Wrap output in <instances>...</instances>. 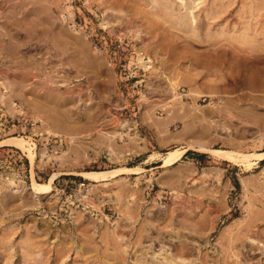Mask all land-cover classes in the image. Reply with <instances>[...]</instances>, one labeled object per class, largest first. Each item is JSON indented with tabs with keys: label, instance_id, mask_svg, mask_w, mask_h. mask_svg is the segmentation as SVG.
I'll use <instances>...</instances> for the list:
<instances>
[{
	"label": "rangeland",
	"instance_id": "374dc122",
	"mask_svg": "<svg viewBox=\"0 0 264 264\" xmlns=\"http://www.w3.org/2000/svg\"><path fill=\"white\" fill-rule=\"evenodd\" d=\"M184 1L0 0V80L51 136L0 145V264H264V0Z\"/></svg>",
	"mask_w": 264,
	"mask_h": 264
},
{
	"label": "bare ground",
	"instance_id": "6f19581e",
	"mask_svg": "<svg viewBox=\"0 0 264 264\" xmlns=\"http://www.w3.org/2000/svg\"><path fill=\"white\" fill-rule=\"evenodd\" d=\"M184 1V0H183ZM181 2V1H180ZM185 2V1H184ZM198 3V2H197ZM181 4L183 5V3L181 2ZM184 6H185V4H184ZM183 6V7H184ZM9 51H0V63L4 66V67H6V69L10 66V63L13 61V59H12V56L10 55V53H8ZM215 52H217L216 50H215ZM258 54V53H257ZM264 54V53H263ZM262 53L260 54V56L262 55V56H264ZM253 55V54H252ZM255 56H256V54H254ZM253 55V56H254ZM238 56H240V55H238ZM252 56V57H253ZM261 56V57H262ZM257 57H258V55H257ZM255 58V59H258V58ZM260 57V58H261ZM240 58V57H239ZM254 58V57H253ZM252 58V59H253ZM262 58H264V57H262ZM251 59V58H250ZM249 59V61H250V63L252 64V62H254V61H256L255 59H253V61L252 60H250ZM242 60V59H241ZM248 61V60H247ZM252 61V62H251ZM246 64H247V62H246V60L244 61ZM243 62V63H244ZM258 63H260L259 65H262L263 63H264V61L263 60H259L258 59V61H257ZM263 62V63H262ZM249 63V62H248ZM258 63L256 64L257 66H259L258 65ZM262 63V64H261ZM215 64H217V62L215 61ZM259 67H264L263 65L262 66H259ZM264 69V68H263ZM1 79V78H0ZM1 81V80H0ZM3 84H5L3 81H1ZM181 82H177L176 83V81L173 83V85L175 86V85H179ZM182 84V83H181ZM221 84H225V82L224 83H221ZM222 85V86H223ZM219 86V85H218ZM220 87V86H219ZM224 87V86H223ZM174 89V88H173ZM12 94L10 93V94H8V97L6 98V101H7V106H8V108H14V109H18L19 107L15 104V101H14V99L12 98ZM22 106V105H21ZM27 114V113H26ZM28 115V114H27ZM29 116V115H28ZM31 117V116H30ZM32 119H35V118H33V117H31ZM185 128V127H184ZM183 128V129H184ZM186 129H187V127H186ZM186 129H185V131H186ZM189 130V129H188ZM184 131V132H185ZM186 132H188V134H190V132L189 131H186ZM182 133H183V131H182ZM184 135H187V134H185V133H183ZM182 134V135H183ZM218 133H216V135H217ZM257 135H256V139H258L259 141H262L263 140V138H264V133L263 132H260V131H258V133H256ZM183 135V136H184ZM219 135V134H218ZM187 138L189 137L188 135L186 136ZM185 137V138H186ZM182 139H184V138H182ZM190 139H192V138H189V141H191ZM187 141H188V139H186ZM185 139H184V141H186ZM26 142V140H24V137H21V136H7V137H4V138H2V139H0V145H15V146H17V147H20L21 149L22 148H24V149H26V150H28V148H27V146H26V148L24 147V143L23 142ZM186 141V143L188 144V142ZM194 141V140H193ZM196 141V140H195ZM194 141V143H197V142H195ZM202 142H204V141H202ZM201 141H199L198 143H197V149L198 150H201V151H206V152H210V153H212V154H214V155H216L218 158H221V159H224V160H227V161H236L237 160V158H239L240 160H243V161H245V160H247L246 158H247V154L246 153H237V152H234V151H232V150H225V149H217V148H209L208 146H206V141L204 142V143H202ZM189 143H191V144H193L192 142H189ZM26 144V143H25ZM190 146V145H189ZM188 146V147H189ZM187 149V147L186 148H183V149H172V150H170V151H168L167 152V154L163 157V159H162V163L160 164V166H167V165H173V164H175L178 160H180L181 159V156L183 155V153L185 152V150ZM41 150V149H40ZM260 154H263L264 155V151H262ZM32 156V155H31ZM30 156V157H31ZM249 156V155H248ZM262 158V157H261ZM33 159V160H32ZM248 160H249V158H248ZM34 162H35V158H34V156L33 157H31V165H32V167L34 166ZM140 167H138V166H121V167H117V168H114V169H109V170H91V171H83L82 173H80L81 174V176H83V177H85V178H88V179H92V180H94V181H100V180H104L105 178H107V176H110L109 178H111V177H116V176H118V175H120V174H123V173H125V172H128V173H134V172H138L137 170L139 169ZM32 173H33V168H32ZM59 175V173H57V172H54V173H52L51 175H50V177L48 178V180L47 181H45V182H39V181H37L36 179H34V176H33V174L31 175L32 176V185H31V193H32V195L34 196V197H36V198H39V196H42V195H47L48 196V194L50 195V192H51V184H52V182H53V180L57 177Z\"/></svg>",
	"mask_w": 264,
	"mask_h": 264
},
{
	"label": "built area",
	"instance_id": "2783aa9c",
	"mask_svg": "<svg viewBox=\"0 0 264 264\" xmlns=\"http://www.w3.org/2000/svg\"><path fill=\"white\" fill-rule=\"evenodd\" d=\"M7 97L8 89L6 83L3 84L0 81V138L12 135H20L26 139L28 150L35 154L37 141L40 138L48 139L51 136L47 134V131L45 130L41 120L32 119L21 108H18L19 110L13 113L9 112L6 101ZM6 174L7 173H5V175ZM29 178H31V174ZM6 181L12 182V180H9V178L6 179ZM78 187L84 189L85 191H88L90 188L89 185H85L84 183H80Z\"/></svg>",
	"mask_w": 264,
	"mask_h": 264
}]
</instances>
